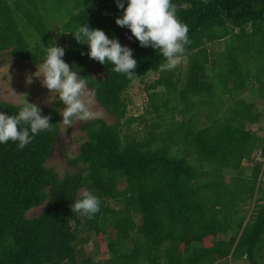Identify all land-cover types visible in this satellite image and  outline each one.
Wrapping results in <instances>:
<instances>
[{
  "label": "trees",
  "instance_id": "16d2710c",
  "mask_svg": "<svg viewBox=\"0 0 264 264\" xmlns=\"http://www.w3.org/2000/svg\"><path fill=\"white\" fill-rule=\"evenodd\" d=\"M44 1L0 0V54L32 65L45 60L46 50L32 47L19 24L51 43L55 28L40 13ZM172 3L189 29L184 75L161 70L164 58L136 38L132 80L113 71L111 62L90 59L87 44L73 35L87 24L120 42L126 27L115 22L123 16L116 0L78 3L64 23L69 45L62 58L88 78L87 88L116 123L86 121V140L68 159L73 171L63 176L49 165L62 136L59 111L41 110L51 117L52 130L35 134L23 149L18 141L0 143V264H216L232 253L264 264V162L257 160L259 153L264 158V136L249 127L261 124L263 112L245 97L251 91L264 100V0ZM232 40L237 49L225 45L214 63L212 44ZM96 69L105 76L95 78ZM149 73L160 77L146 87V112L160 122L144 136L126 135L122 122L140 120L128 118L127 92ZM21 107L0 102V112L9 116ZM19 127L33 135L30 125ZM82 190L99 197L92 219L71 211ZM41 207L38 217H27ZM82 232L95 233L101 260L79 258L88 242ZM220 233L230 238L211 241ZM163 255L168 262L161 263Z\"/></svg>",
  "mask_w": 264,
  "mask_h": 264
},
{
  "label": "clouds",
  "instance_id": "9594fccd",
  "mask_svg": "<svg viewBox=\"0 0 264 264\" xmlns=\"http://www.w3.org/2000/svg\"><path fill=\"white\" fill-rule=\"evenodd\" d=\"M116 3L123 10V16L116 19V24L130 29L141 47H152L159 52L166 61L160 65L161 70L175 68L184 56L185 45L190 41L187 35L189 29L178 20L177 6L172 0H127L126 8L122 0H116ZM73 36L78 43L87 44L90 59L101 64H105L106 60L111 62L115 66L113 71L126 74L129 80L136 75L137 61L133 59V52L121 46L118 39H109L104 31L90 29L87 24L79 27ZM64 55L65 49L53 41L51 46L46 47V58L34 73L42 86L55 93L65 105L58 110L63 118L62 124L70 126L75 121L101 118L103 113L93 110L94 97L87 89L88 78L73 71L62 59ZM50 120V116H42L36 104L27 101L18 115L9 116L0 112V143L18 141L19 148L23 149L31 143L35 134L52 130ZM21 123L30 125L32 136L28 127H19ZM71 211L92 219L100 211L99 197L91 191H84L82 198L71 205Z\"/></svg>",
  "mask_w": 264,
  "mask_h": 264
},
{
  "label": "rangeland",
  "instance_id": "374dc122",
  "mask_svg": "<svg viewBox=\"0 0 264 264\" xmlns=\"http://www.w3.org/2000/svg\"><path fill=\"white\" fill-rule=\"evenodd\" d=\"M86 0H46L40 5V13L45 18V24L52 29L53 40L51 43L46 44L42 38L35 32L33 27L28 26L26 23H19L22 32L29 40L32 47H41L46 50V47L51 46L53 41L57 46L62 47L65 51L68 48V35L63 34V25L69 19L70 15H73L74 10L78 9L77 4L86 6ZM113 4V3H112ZM111 5L114 6V5ZM46 24V25H47ZM135 37L132 36L130 29L126 27L124 38L120 41L121 46H125L133 49ZM232 41L228 43L216 42L212 44V51L209 53L219 54L225 49V45L232 44ZM232 46L237 49V44L234 42ZM218 56V55H217ZM63 59V58H62ZM64 60V59H63ZM66 62V60H64ZM221 62V60H220ZM43 63V62H42ZM38 65H32L25 59H19L12 57L8 52L0 54V102L11 103L14 105H23L25 101L28 103L36 104L41 110H59L65 107L59 100V97L55 93H51L47 88L42 86L41 80L34 76V73L38 71ZM188 67L187 59H181L180 63L172 70L177 71V75H184ZM210 67V66H208ZM215 68V67H214ZM219 72L223 70L217 68ZM95 78L104 77L105 74L99 69L93 72ZM160 77L159 74L149 73L144 81L136 80L129 91L127 92V98L130 100V108L128 118L136 117L140 118L131 125H127L125 121L122 122L123 133L126 135L144 136L148 131H151L153 124L160 122V119L156 115L147 114L150 111L149 92L146 87L157 80ZM32 80V81H31ZM93 94L94 97V111H100L103 113L102 117L108 123H116L115 118L109 116L107 111L99 104L96 99L95 93L87 88ZM259 107L263 111V119L258 126H249L253 131L259 132L264 136V130H260L259 127H264V103L258 101ZM181 117H178V121H181ZM61 116V141L59 147L53 153L49 165L57 169V171L63 176L69 171H73L68 165V159L74 158L79 154L80 146L86 140V133L83 131V125L86 121H75L72 125L62 124ZM205 120L201 123H204ZM245 165V164H244ZM246 166V165H245ZM264 180V175H263ZM124 188V184L120 186V189ZM85 190L81 191V194ZM44 211V207L33 209L28 212L27 217L33 219L38 217ZM80 237H86L88 242L85 247L80 248L78 251L79 258L92 257L95 262L101 260V252L95 233L82 232ZM220 235V238H223ZM102 248H104L102 246ZM222 264H250L249 260L235 259L231 263L225 261Z\"/></svg>",
  "mask_w": 264,
  "mask_h": 264
},
{
  "label": "crops",
  "instance_id": "0c3cea01",
  "mask_svg": "<svg viewBox=\"0 0 264 264\" xmlns=\"http://www.w3.org/2000/svg\"><path fill=\"white\" fill-rule=\"evenodd\" d=\"M222 52H223V51H222ZM222 52L219 53V54H215V53L212 54V57H213V61H214V63H215V60H217V59H219V58L221 57L220 55L222 54ZM217 55H218V56H217ZM245 97H246L249 101H254V102H256L257 105H258V107H259L258 101H261V102L264 103V100H263L262 98H259V97H257L256 95H253L251 91L247 92V93L245 94ZM259 110H260L261 112H263L262 109H261L260 107H259ZM220 235H223L224 237H223V238H220ZM229 238H230L229 235H226V234H224V233H220L216 238L211 239V241H224V240H228ZM165 251H166V250L164 249L163 252H165ZM181 251H183V250H181ZM186 256H187V254L184 253L183 256H181V261H182V260L185 261V257H186ZM179 259H180V258H179ZM235 259H245V260H248L246 254L234 256V254L232 253V254L229 256V258L224 259V260H219L216 264H222V263H224L225 261H229V262L231 263V261H232V260H235ZM168 261H169V257H167V255H163V257H162V259H161V263H166V262H168ZM181 261H180V262H181ZM250 264H251V263H250Z\"/></svg>",
  "mask_w": 264,
  "mask_h": 264
},
{
  "label": "built area",
  "instance_id": "2783aa9c",
  "mask_svg": "<svg viewBox=\"0 0 264 264\" xmlns=\"http://www.w3.org/2000/svg\"><path fill=\"white\" fill-rule=\"evenodd\" d=\"M257 156V160H259L260 162H264V158L261 156L260 153Z\"/></svg>",
  "mask_w": 264,
  "mask_h": 264
}]
</instances>
